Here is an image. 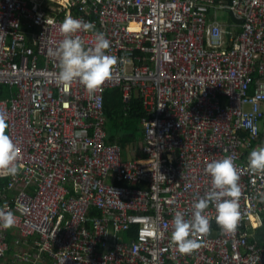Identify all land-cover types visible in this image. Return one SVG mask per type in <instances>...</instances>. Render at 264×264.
<instances>
[{"label": "built area", "instance_id": "built-area-1", "mask_svg": "<svg viewBox=\"0 0 264 264\" xmlns=\"http://www.w3.org/2000/svg\"><path fill=\"white\" fill-rule=\"evenodd\" d=\"M218 11L243 20L241 32L227 31ZM68 15L95 25L74 34L86 48L103 32L118 57L101 90L57 78L48 49ZM5 85L0 114L20 157L16 176L0 175V207L8 199L12 235L32 249L19 247L9 264H264V178L247 163L264 146V0H0ZM115 87L145 109L138 159L107 142L105 92ZM228 156L240 170L242 220L227 234L210 205L201 248L181 253L174 214L188 218L211 187L207 162ZM9 229L0 228V264Z\"/></svg>", "mask_w": 264, "mask_h": 264}, {"label": "clouds", "instance_id": "clouds-1", "mask_svg": "<svg viewBox=\"0 0 264 264\" xmlns=\"http://www.w3.org/2000/svg\"><path fill=\"white\" fill-rule=\"evenodd\" d=\"M94 27L91 22L68 15L60 25L64 38L56 48L48 49V55L58 60L57 78L65 87L78 81L93 93L101 90L113 76L118 57L107 53L111 45L105 34L96 32L94 46L87 48L81 37L74 35L80 31H91ZM7 127L6 116L0 114V175L14 177L19 172L20 148L6 134ZM252 131L255 133L256 129L253 127ZM247 163L252 175L264 178V146L252 149ZM204 171L211 177V187L197 198L188 218L186 213L177 211L171 222V238L181 253L189 254L201 248V241L195 237L206 236L210 231L212 217L206 212L210 205L215 209L216 224L227 234L235 233L242 220L240 170L232 157L213 159L207 162ZM258 196L264 203V192H259ZM16 222L17 217L7 204L0 207V228H12Z\"/></svg>", "mask_w": 264, "mask_h": 264}, {"label": "trees", "instance_id": "trees-1", "mask_svg": "<svg viewBox=\"0 0 264 264\" xmlns=\"http://www.w3.org/2000/svg\"><path fill=\"white\" fill-rule=\"evenodd\" d=\"M8 96V88L0 86V100L6 99ZM130 119L136 121V128L128 134L122 133V123H118L119 119L125 118L124 104L122 102V89H109L105 94V119L104 130L107 134V142L118 143L122 147L128 145L130 142H135L137 134L141 131V119L144 117L143 106L140 100H132L130 103ZM113 122V129L108 128V122ZM259 244L264 245V238H259Z\"/></svg>", "mask_w": 264, "mask_h": 264}, {"label": "rangeland", "instance_id": "rangeland-1", "mask_svg": "<svg viewBox=\"0 0 264 264\" xmlns=\"http://www.w3.org/2000/svg\"><path fill=\"white\" fill-rule=\"evenodd\" d=\"M230 14L231 13H229V12H226V11H218L217 12V20L220 22V23H222L224 26H226V24L227 23H231L230 25H238L237 23H235V22H233L232 21V19H231V17H230ZM233 15V14H232ZM234 16V15H233ZM235 17V16H234ZM236 18V17H235ZM233 22V23H232ZM243 24V23H242ZM242 24H240V26L242 25ZM229 28V27H228ZM226 30H227V27H226ZM231 30H232V28H231ZM232 32H233V30H232ZM241 32V31H240ZM239 32V33H240ZM239 33H237V34H239ZM229 36V35H228ZM6 86V85H5ZM7 87V86H6ZM116 88H121V87H115V88H109V89H116ZM108 89V90H109ZM107 90V91H108ZM106 91V92H107ZM106 92H105V94H106ZM132 100H140L139 99V97H138V94L135 92V93H133L132 94V97H131V101ZM131 101H130V103H131ZM122 102H123V104H124V112H125V118L124 119H119L118 120V123H122V133L123 134H127V133H130L133 129H135L136 128V121L135 120H133V119H130V112H129V110H130V103L128 104V105H126L125 103H124V101H123V96H122ZM140 102L142 103V101L140 100ZM142 106H143V103H142ZM143 111H144V117L143 118H145L146 117V114H145V109H144V107H143ZM104 116H106L105 115V103H104ZM143 118L141 119V123H140V125H141V127L142 128H140L141 129V131H140V133H138L137 134V139L139 138V140L137 141V143L138 142H140V143H142V141H141V136H142V132H143V136H144V128H143V126H142V120H143ZM106 120V119H105ZM106 122V121H105ZM113 127L114 125H113V122H108V128L110 129V127ZM113 129H115L114 127H113ZM7 130L8 129H6V134H7ZM116 130V129H115ZM137 143H133V144H131V145H126V146H124V147H122L120 144V146L123 148V155H124V157L126 158V160H129V159H133V158H135V159H138V158H140V156L142 155V157H143V154L141 153L142 152V150H141V148L139 149V144H137ZM113 144V143H112ZM118 144V143H117ZM144 147V146H143ZM11 233V239L12 240H16V241H18L16 238H14L13 237V235H12V233L13 232H15V229H9L8 230V232H7V235H6V242H7V238H8V233ZM260 234L261 235H264V229H261L260 230ZM39 238L40 237H38L37 238V241L39 240ZM20 242H18L19 244L18 245H16L15 244V249H12V248H10V249H12V250H10L9 249V247H8V251H7V254H6V257L7 256H9V258H10V260H11V258H12V254H13V252L14 251H16V250H18L19 249V247H25V248H28L29 250H32L29 246H27V245H25V240H19ZM27 246V247H26ZM9 260V261H10ZM6 263V262H5ZM7 264H9V262H7Z\"/></svg>", "mask_w": 264, "mask_h": 264}, {"label": "crops", "instance_id": "crops-1", "mask_svg": "<svg viewBox=\"0 0 264 264\" xmlns=\"http://www.w3.org/2000/svg\"><path fill=\"white\" fill-rule=\"evenodd\" d=\"M233 23V22H232ZM231 23H227L226 24V27H229ZM235 25V24H234ZM232 30H233V34H237L241 31V26L240 24L239 25H235V26H232ZM142 128V127H141ZM128 134V133H127ZM139 140V138L135 140V142H130L128 145H131L133 143H137V141ZM141 141L142 143L138 142L137 144H139V149L141 148V150L143 149V146H144V136H143V132H142V136H141ZM261 142L264 144V131H262V134H261ZM142 153V152H141ZM142 157V155L140 156ZM135 159V158H133ZM7 185V178H3L1 181H0V189L5 187ZM35 189H31V191H34ZM6 203L8 204V199L6 200ZM4 204V203H2ZM20 241H16V240H12L11 239V233L9 232L8 233V238H7V243H8V247L9 249L12 248V249H15V244L18 245ZM10 249V250H12ZM10 258L9 256L6 257V260H5V264H7V262H9Z\"/></svg>", "mask_w": 264, "mask_h": 264}, {"label": "water", "instance_id": "water-1", "mask_svg": "<svg viewBox=\"0 0 264 264\" xmlns=\"http://www.w3.org/2000/svg\"><path fill=\"white\" fill-rule=\"evenodd\" d=\"M230 17H231L232 21L235 22V23H237L238 25L243 23V20L235 18L232 14H230ZM229 30L230 29L227 28V31H229Z\"/></svg>", "mask_w": 264, "mask_h": 264}, {"label": "bare ground", "instance_id": "bare-ground-1", "mask_svg": "<svg viewBox=\"0 0 264 264\" xmlns=\"http://www.w3.org/2000/svg\"><path fill=\"white\" fill-rule=\"evenodd\" d=\"M64 1H65V3L67 2V0H64ZM262 131H263V130H261L260 135L262 134Z\"/></svg>", "mask_w": 264, "mask_h": 264}]
</instances>
